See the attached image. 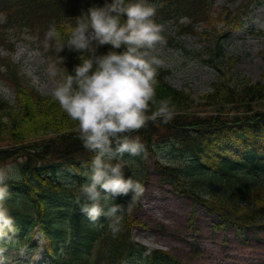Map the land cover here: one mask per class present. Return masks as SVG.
Segmentation results:
<instances>
[{
  "label": "trees",
  "instance_id": "1",
  "mask_svg": "<svg viewBox=\"0 0 264 264\" xmlns=\"http://www.w3.org/2000/svg\"><path fill=\"white\" fill-rule=\"evenodd\" d=\"M255 0H244L242 9L224 14L229 28H238L242 15ZM111 3V0H107ZM135 2L125 0V3ZM215 0H154V21L173 20L180 32H195L198 21H217ZM106 0H0L5 15L0 23V45L12 49L10 30L16 37L29 33L42 50L49 65L59 57L69 74L87 58L61 46L67 44L76 18L91 7H103ZM189 17V22L181 18ZM126 17H121L123 22ZM55 26L60 38L45 41V33ZM208 46L207 62L225 58L223 36ZM111 45L97 48L96 54L122 52ZM231 60H235L232 58ZM222 64V63H221ZM221 67V66H220ZM156 100H169L173 118L149 119L143 128L131 133L144 144L146 154L123 161L125 178L131 177L143 187L147 179V157L155 155V170L164 182L180 195L192 199L195 207L205 205L216 214L215 229L232 225L238 233L264 223V77L252 79L232 67L220 68L211 89L196 98L173 86L165 77L170 69L156 70ZM0 78L14 91V101L0 94V167L13 164L18 179L7 182L10 198L5 207L14 218L16 229L11 239L0 240L3 255L11 248L29 255L42 248L43 261L50 264H183L174 253L145 245L133 237V229L142 221L128 209V196L109 203L124 205L120 231L114 236L109 222L101 217L90 224L80 211L86 202L80 195L85 173L94 153L79 139L76 121L70 119L51 94L41 92L11 56L0 52ZM60 78L59 76L57 77ZM156 110L150 105L146 115ZM165 152L168 156H159ZM116 163V161H113ZM63 176L74 180L66 182ZM131 195V193H130ZM80 197V203L76 198ZM41 233L43 243L39 245ZM200 252L199 248H196Z\"/></svg>",
  "mask_w": 264,
  "mask_h": 264
},
{
  "label": "clouds",
  "instance_id": "2",
  "mask_svg": "<svg viewBox=\"0 0 264 264\" xmlns=\"http://www.w3.org/2000/svg\"><path fill=\"white\" fill-rule=\"evenodd\" d=\"M155 13V7L146 0H106L103 7L89 8L86 15L76 18L67 44L58 49L87 52V58L80 57L74 74L58 68L63 64L59 56L47 69L50 77H60L51 92L53 99L77 122L79 139L86 150L94 153L85 183L80 186V195L86 201L80 211L90 224L105 217L114 236L120 231L124 205L109 202L131 193L127 202L130 210L144 191L139 182L125 178L121 162L125 154H146L144 144L131 133L143 128L149 119L161 118L168 123L173 118L170 101L156 100L159 60L151 53L163 38L160 25L153 19ZM122 16L126 17L123 22ZM59 38L56 27L50 26L45 33L46 43ZM103 45L113 49L123 46L124 50L97 55V48ZM150 105L156 110L148 116ZM18 173L13 164L0 167V240L11 239L16 231L5 202L11 196L7 182L18 179ZM76 202L80 203L79 196ZM3 251L0 248V256Z\"/></svg>",
  "mask_w": 264,
  "mask_h": 264
},
{
  "label": "rangeland",
  "instance_id": "3",
  "mask_svg": "<svg viewBox=\"0 0 264 264\" xmlns=\"http://www.w3.org/2000/svg\"><path fill=\"white\" fill-rule=\"evenodd\" d=\"M146 2L151 4V0ZM243 2L216 0L213 13L217 21L205 20L196 27L204 34H180L172 20L158 23L163 39L151 55L159 60L157 69L171 68L165 78L173 86L198 98L211 89L223 67L231 66L233 70L241 71L254 80L264 77V0L255 1L250 12L244 16L241 27L231 31L224 40L226 53L237 56L234 61L225 57V62L219 67L215 62L205 61L208 52L195 54L196 51L214 45L218 31L226 29L225 9L235 14L238 7L242 9ZM183 19L188 21L186 16ZM4 21V13L0 10V23ZM9 34L14 47L9 49L0 45L1 54L10 55L20 64L32 84L41 92L51 94L58 78L49 76L48 60L35 47L33 37L28 33L16 37L13 30ZM168 36L173 38L172 42ZM0 94L14 101L12 87L1 78ZM159 156L168 155L159 152ZM155 159V155H148L144 191L131 206L135 216L142 221L133 229V237L137 241L168 250L177 255L183 264H264V223L250 226L240 234L231 225L215 230L213 224L218 220L217 215L209 212L205 205L199 204L195 207L196 218L191 225L190 218L194 210L192 199L176 193L169 183L162 180L155 170ZM62 179L66 182L74 181L67 176ZM130 198L129 194L128 201ZM0 261L2 264H42L39 251L34 257L24 253L18 257L1 256Z\"/></svg>",
  "mask_w": 264,
  "mask_h": 264
}]
</instances>
